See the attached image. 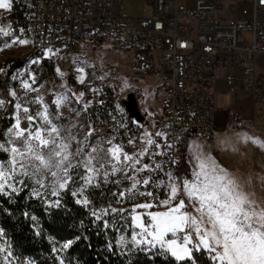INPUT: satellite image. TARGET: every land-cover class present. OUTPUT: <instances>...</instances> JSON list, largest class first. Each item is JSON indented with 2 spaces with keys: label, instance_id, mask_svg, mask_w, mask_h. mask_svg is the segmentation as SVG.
Wrapping results in <instances>:
<instances>
[{
  "label": "rangeland",
  "instance_id": "374dc122",
  "mask_svg": "<svg viewBox=\"0 0 264 264\" xmlns=\"http://www.w3.org/2000/svg\"><path fill=\"white\" fill-rule=\"evenodd\" d=\"M145 0H123L121 9L117 10L122 16H140L149 10L144 6ZM7 11L0 10V28H4L8 34L0 32V68L3 69L5 62L23 60L20 66L12 69L9 81L4 85L3 95L0 100L5 103L0 106V111L6 107L11 109V125L5 131L4 140L0 145L10 148L13 142L19 144L14 136V126L19 118L21 129L29 128L28 116L35 118L31 131H35L37 125L47 127L42 118L38 115L47 107L48 115L52 124L61 130L62 136L71 134L75 139L71 142V151L77 148H84V159L87 153L97 157L94 161L98 172L89 173L83 166H80V178L73 193H76L78 200L83 202L82 189L87 185H96L100 182L112 181L117 190L114 192L116 200L110 207L112 213L122 215L127 223H122V230L117 235V245L120 249L129 247H141L147 250L158 248L150 247L148 244H136L132 240L133 233H139L141 229L136 225L143 222H150L149 212H162L161 202L167 199L169 193V174L161 169L151 168L146 154L140 157V163L136 168L147 165V170L137 172L132 167L118 164L107 153V149L117 146L122 149V154L127 153L135 158L147 149V135L150 129V116L158 110L160 98V87L152 72L144 75L138 74L132 65L133 51L123 52L108 43H99L94 47H87L76 54L63 55L60 59L53 60L48 53L32 52L30 42L26 34L19 26L16 16L6 17ZM27 41L20 44L19 41ZM15 41V43H13ZM10 45V46H9ZM25 56L28 58L25 59ZM42 59H49L52 63L51 74L46 78H40L43 64ZM33 61H36L33 63ZM223 69L217 68L214 72L212 88L219 91L222 86ZM8 75L6 76V78ZM83 77V81H81ZM25 84L29 85L25 88ZM103 95L99 97V92ZM133 93L138 111L143 117L141 124H136L138 130H130L126 113L122 107L127 93ZM14 94V95H13ZM58 96L67 97L61 107L57 109L53 103ZM42 97V102L38 98ZM111 104V109L104 105ZM20 105V108H17ZM52 105L53 108H50ZM27 108L29 111H23ZM129 120V119H128ZM132 121V120H131ZM215 131L206 140L187 141L179 152V165L175 177L177 183L183 180H191L193 166L195 164L194 153L211 157L229 176L235 181L238 190L248 199L264 208V105L254 104L253 114L249 122H242L236 114L224 111H216L214 114ZM147 133V135H146ZM111 142V144L109 143ZM253 141H257L254 143ZM97 149L92 152V149ZM3 150V149H2ZM7 160L3 164L8 163ZM121 154V155H122ZM77 160L80 158L77 157ZM108 161H111L108 163ZM129 163H132L130 161ZM103 164V167L100 165ZM115 164L117 171L113 172L112 165ZM72 170V169H71ZM70 170V172H71ZM166 171V170H165ZM69 172V175H70ZM91 175V183H86L84 177ZM148 179V185L143 180ZM16 180L23 183H15L17 189L28 187L34 196H38L49 203L60 196L63 190L55 182L50 173L37 176H17ZM37 180H42V187ZM139 180L140 183L133 189V183ZM13 183V181H9ZM158 187L161 190V197L157 201L150 202L146 199V190ZM54 189L56 194H53ZM7 192L12 191L6 189ZM177 198V203L179 202ZM184 199L187 200L185 196ZM150 203L154 207L150 209L136 207L140 204ZM135 209V211H133ZM188 211H192L189 205ZM195 215V213H193ZM137 219L134 220L133 217ZM121 220V218H118ZM195 239V233H193ZM137 239H140L138 236ZM151 239V237H148ZM196 243H199L196 240ZM191 251H198L193 245L187 246ZM175 248V246H174ZM0 264H30L28 261H17L11 256L7 240L0 230ZM166 251L173 258L171 251ZM179 251V249H176ZM199 250L210 254L201 246ZM182 259L189 258L187 252H181ZM211 264H213L212 259Z\"/></svg>",
  "mask_w": 264,
  "mask_h": 264
},
{
  "label": "built area",
  "instance_id": "2783aa9c",
  "mask_svg": "<svg viewBox=\"0 0 264 264\" xmlns=\"http://www.w3.org/2000/svg\"><path fill=\"white\" fill-rule=\"evenodd\" d=\"M122 1L12 0L5 15L16 16L32 52L53 60L99 43L133 51L134 70L152 72L161 91L146 157L152 169L175 176L183 144L214 134L217 68L229 93L247 92L253 105H264V73L255 61L264 53V0H145L149 11L135 17L117 11ZM146 191L150 202L162 195L158 187Z\"/></svg>",
  "mask_w": 264,
  "mask_h": 264
},
{
  "label": "snow or ice",
  "instance_id": "6c2138e0",
  "mask_svg": "<svg viewBox=\"0 0 264 264\" xmlns=\"http://www.w3.org/2000/svg\"><path fill=\"white\" fill-rule=\"evenodd\" d=\"M11 8L12 0H0V10L11 11ZM0 32L8 34L4 28H0ZM19 43L25 44L27 41L21 40ZM80 79L83 81V77ZM28 87L29 85L25 84V88ZM66 99L67 97L58 96L53 103L59 109ZM42 100V97L38 98L39 102ZM4 103L5 101L0 100V106ZM17 108L19 109L20 105H17ZM23 111L27 113L29 110L24 108ZM38 115L47 127L37 125L35 131H31L35 118L28 116L29 128L21 129L17 118L14 136L20 143L13 142L10 148L0 145V149L9 153L8 163H0V193L7 194L6 189L18 191L15 183L23 181L16 180L17 176L32 177L50 173L63 189L71 179V169L83 166L89 173L99 171L94 164L97 157L87 153L88 158L84 159L83 147L71 151V142L75 137L71 134L67 137L61 135V130L52 124L47 107ZM109 143L111 144L110 141ZM146 143L151 145L153 141L149 138ZM96 151L97 149H92V152ZM106 151L118 164L132 167L137 172L147 170V165L136 168L147 149L135 160L127 153L122 154V149L117 146L109 147ZM77 157L80 159L77 160ZM194 159L196 162L191 180L185 179L182 183H177V179L169 174L168 197L160 205L165 211L146 213L150 222L141 221L136 225L141 231L133 233V242L148 244L150 247L159 244L162 249L167 246L166 250L171 251L177 260L182 259L181 252H187L190 258L191 249L187 246L191 244L197 250L203 246L212 254L210 258L213 264H264V208L255 205L239 191L235 181L211 157L195 152ZM130 161L132 163H129ZM112 170H118L115 164L112 165ZM84 179L86 183H91L93 177L88 175ZM149 182L148 179L143 180L144 185ZM37 183L44 186L42 180H37ZM138 183L139 180L133 183V189ZM53 194H56L55 189ZM146 195L151 196L152 193L148 192ZM185 196L187 200L184 199ZM84 203L87 204V200ZM189 205L191 212L188 211ZM136 207L150 209L154 205L145 203ZM133 219L137 218L134 216ZM138 236L140 239H137ZM168 236H171V239H167ZM196 240L199 243H196ZM2 251L4 250L0 249V252Z\"/></svg>",
  "mask_w": 264,
  "mask_h": 264
},
{
  "label": "trees",
  "instance_id": "16d2710c",
  "mask_svg": "<svg viewBox=\"0 0 264 264\" xmlns=\"http://www.w3.org/2000/svg\"><path fill=\"white\" fill-rule=\"evenodd\" d=\"M11 16L14 15L6 17ZM22 62L14 60L7 73L10 75ZM41 62L40 78H46L51 74L52 63L49 59ZM8 81L5 69L0 68V98ZM104 105L112 108L109 102ZM10 114V107L0 111V143L11 125ZM126 120L130 130L132 126L138 130L133 121L127 117ZM6 160V152L0 149V163ZM80 174L79 167L71 170V179L52 203L32 195L28 187L0 193V230L15 260L30 264H211L203 250L191 251L190 258L177 260L158 248L120 249L117 235L127 219L110 210L116 200V185L112 181L87 185L81 190L87 204L84 201L78 203L73 192ZM66 244L69 246L64 247Z\"/></svg>",
  "mask_w": 264,
  "mask_h": 264
},
{
  "label": "crops",
  "instance_id": "0c3cea01",
  "mask_svg": "<svg viewBox=\"0 0 264 264\" xmlns=\"http://www.w3.org/2000/svg\"><path fill=\"white\" fill-rule=\"evenodd\" d=\"M257 70L264 73V53L258 54L255 58ZM214 82V81H213ZM213 84V83H212ZM213 90V88H212ZM214 114L217 111L235 113L242 122H249L253 114L254 105L250 101L247 92L229 93L222 79V86L219 91H214Z\"/></svg>",
  "mask_w": 264,
  "mask_h": 264
},
{
  "label": "water",
  "instance_id": "95a60500",
  "mask_svg": "<svg viewBox=\"0 0 264 264\" xmlns=\"http://www.w3.org/2000/svg\"><path fill=\"white\" fill-rule=\"evenodd\" d=\"M122 107L129 120H132L136 124H141L143 122L144 119L138 111L133 93L129 92L126 94L125 100L122 101Z\"/></svg>",
  "mask_w": 264,
  "mask_h": 264
}]
</instances>
